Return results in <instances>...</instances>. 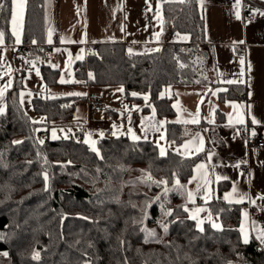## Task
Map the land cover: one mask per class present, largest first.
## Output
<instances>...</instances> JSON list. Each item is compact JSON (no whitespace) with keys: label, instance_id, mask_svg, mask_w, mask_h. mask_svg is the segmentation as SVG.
Returning <instances> with one entry per match:
<instances>
[{"label":"trees","instance_id":"trees-1","mask_svg":"<svg viewBox=\"0 0 264 264\" xmlns=\"http://www.w3.org/2000/svg\"><path fill=\"white\" fill-rule=\"evenodd\" d=\"M3 2L0 32L11 43L10 0ZM163 28L168 35L188 34L190 40L175 44L167 36L159 51L136 55L128 54L123 43L97 44L74 64L76 77L91 86H120L128 99L132 93L147 94V104L172 118L171 100H158L160 92L170 85L208 82L205 26L197 0L165 4ZM44 37L43 0H26L22 44L28 57L44 56ZM41 74L47 81L46 68L41 67ZM18 86L6 93V110L0 115V234L7 237L0 240V264H264V251L240 239L239 205L221 197L226 182L217 184L208 204L220 217V229L205 224L201 231L188 217L181 194L204 152L160 156L154 143L120 136L101 139L97 156L77 134L49 140L38 127L71 120L79 99H32L33 111L43 118L33 123L19 104ZM239 89L230 86L220 98L238 97ZM198 129L168 122L166 141L181 143ZM172 186L181 189L162 194ZM157 222L167 225L168 241L146 242L144 228Z\"/></svg>","mask_w":264,"mask_h":264},{"label":"crops","instance_id":"crops-1","mask_svg":"<svg viewBox=\"0 0 264 264\" xmlns=\"http://www.w3.org/2000/svg\"><path fill=\"white\" fill-rule=\"evenodd\" d=\"M180 2L43 0L45 37L41 53L44 56L30 58L22 44L26 0L18 10L19 18L15 26L19 43L13 35L10 0L12 42L7 43L3 39L0 43V89H4L0 107L5 112L6 93L18 84L17 96L21 108L24 111L23 105H26L30 111L31 107L33 114L31 101L34 98L79 99L74 103L71 120L51 124V130L57 137L77 134L82 142L95 140L97 147L101 139L123 136L131 141H150L157 149L161 147L166 153L172 151L182 157L204 152L181 194L188 217L196 227L199 219L203 221V226L209 224L212 227L215 222L221 228L219 215L213 214L208 204L216 197L217 184L226 182L228 186L221 197L227 204L239 205L237 228L241 241L244 243L243 237L247 236L249 242L264 251V243L257 237L258 232L264 231V145L259 155H254L248 145L249 138L253 137L264 142V14H261L264 13V0H197L205 26L204 48L207 53L203 56L206 55L204 58L208 64V82L165 87L157 99L171 100L174 115L170 119L158 113L154 104L146 103L144 96L148 97L147 94H130L128 99L124 90L120 91V86H91L75 75L74 64L83 62L88 49L97 44L123 43L128 54L136 55L160 49L167 36L172 43H188V34L175 32L168 35L163 28V6ZM157 5L160 8L159 19ZM16 48H20V53L15 52ZM129 49H132L131 53ZM41 67L47 69V81L42 78ZM229 80L234 83H227ZM233 85L239 86L242 94L221 99L220 94ZM91 93L102 95L106 111L91 110L87 102V95ZM253 118L256 124H253ZM34 121L39 124L43 118ZM157 121L166 122L160 131H155L153 127ZM168 122L195 125L199 129L181 143L168 144L165 137ZM129 128L140 139L133 140ZM161 134L164 139H161ZM48 137L49 132L46 133ZM86 145L89 147V144ZM189 192L192 193L191 198ZM241 195L244 197L242 201ZM199 212L202 216L197 218Z\"/></svg>","mask_w":264,"mask_h":264},{"label":"snow or ice","instance_id":"snow-or-ice-1","mask_svg":"<svg viewBox=\"0 0 264 264\" xmlns=\"http://www.w3.org/2000/svg\"><path fill=\"white\" fill-rule=\"evenodd\" d=\"M147 2H148V0H146V3ZM181 2H183V0H181ZM22 7H23V0H11V23L13 25V35L16 36V42L17 43L20 42V38H19V35H17L16 27L15 26H16L17 20L19 18V11L18 10L20 8H22ZM5 8H6L5 3L3 2V0H0V11H3ZM149 9H151V5L150 4H149ZM159 13H160V8H159V5H157V7H156L157 19H159ZM261 14H264V13H261ZM3 39H4V33L3 32H0V43H3ZM33 43H35V41H33ZM49 43H51V40L50 39H49ZM133 43H135V41ZM240 43H243V42L241 41ZM128 51L131 53L132 52V49H129ZM155 51H159V49H155ZM77 58H79V57H77ZM243 62H244L243 61V58H241V63L243 64ZM37 75H39V72H37ZM91 76H92V74L89 73V77L90 78H91ZM227 83L231 84V83H234V81L229 80V81H227ZM120 91H123V89L121 88ZM3 95H4V89H0V98H2ZM74 95H79V94H74ZM132 95L135 96L136 93H132ZM144 99L147 101L148 100V97L147 96H144ZM153 111H155V110L153 109ZM3 112H4L3 107H0V114H3ZM252 122H253V124H256L257 123V121L255 120V118H253V121ZM33 123H36V122L33 121ZM165 123H166L165 121H157L156 122V125L153 126L154 127V130L155 131H160V127L163 126ZM128 132L129 133H132V129L129 128L128 129ZM88 135L91 136V133H89ZM100 135L103 136V133L101 132ZM113 135H115V133H113ZM253 135H255V133H253ZM53 136L55 137V133H53ZM132 139L133 140H138V139H140V137H138L137 135H135L134 133H132ZM161 139H164L163 134H161ZM14 143L19 144V143H21V141H15ZM39 143L43 144L44 141L41 140V141H39ZM84 143L85 144H89V147L91 148V150L93 152H95L97 156H100V152L96 148V141L95 140H92L90 142L88 139H86L84 141ZM178 154H179V152H178ZM165 155H166V150L164 148H161L160 149V156H165ZM198 167H203V165H199ZM44 179L46 181L48 179V177H47L46 174L44 176ZM147 179L148 180H151L152 177L150 175H148L147 176ZM217 179H220V177H217ZM159 183H166V181H163L162 180ZM178 183L179 182L177 181V184ZM165 191L167 192V189H165ZM235 191H236V189L234 188L233 189V192L235 193ZM188 195L191 198L192 193L189 192ZM243 198H244L243 195H241L240 196V200L242 201ZM226 199H227V197H226ZM262 199H264V198H262ZM237 202H239V201H237ZM197 211H203V209H197ZM193 218H195V217H193ZM202 223H203V221L197 220V227L199 228ZM212 227L213 228H216V229H220V225L218 223H215V222L212 223ZM200 230L202 231L203 229L201 228ZM253 230H255V225L254 224H253ZM165 231H167V229H165ZM241 232L243 233V228L241 229ZM153 235H154V233H148V236L149 237H151ZM257 237L261 240L262 243H264V231L258 232L257 233ZM5 239H7V237H5L3 234H0V240H5ZM243 239H244V243L245 244H247L249 242L247 236H244ZM3 255L7 256V253H3ZM33 259H36V260L39 259V253L38 252H34L33 253Z\"/></svg>","mask_w":264,"mask_h":264},{"label":"rangeland","instance_id":"rangeland-1","mask_svg":"<svg viewBox=\"0 0 264 264\" xmlns=\"http://www.w3.org/2000/svg\"><path fill=\"white\" fill-rule=\"evenodd\" d=\"M206 75H207V72H206ZM207 77H208V75H207ZM27 108L28 107H26V105H23L24 112L27 115L31 113L28 116L30 117V119H32V121H34V120H40L41 121V117L40 116L37 117L35 114L32 113L31 107H30V111H28ZM51 129H52V127H48V128H46L44 126L38 127L39 131H44L46 133L49 132V136H50V138L48 137L49 140L68 139L70 137L69 135H61L60 137H57V136L54 137L53 136L54 132ZM160 149H161V147H159V149H158L159 154H160ZM2 179H3V177L0 174V193H1V190H2V181H3ZM179 187L172 186L169 190H167V192L163 190L162 194H165V193H168V192H171V191H179L181 189V188L179 189ZM182 199H181V201H182ZM165 215H166V212L163 211L162 212V218H164ZM196 216H197V218H199V217L202 216V213L199 212ZM201 226H203V225L201 224L199 228H201ZM165 229H167V225L164 224V223H161V222H157V224H155V225H152V224L146 225V227L144 228V239H145V241L146 242H155V243L167 242L168 241V237H167V231H165ZM148 233H154V235L149 237Z\"/></svg>","mask_w":264,"mask_h":264},{"label":"built area","instance_id":"built-area-1","mask_svg":"<svg viewBox=\"0 0 264 264\" xmlns=\"http://www.w3.org/2000/svg\"><path fill=\"white\" fill-rule=\"evenodd\" d=\"M249 20H252L251 17L248 18ZM16 53H20V48L15 49ZM87 102L91 107V110L94 112H104L106 111L107 107L105 105V100L100 94L91 93L87 95ZM41 138H45V136L42 134ZM248 145L250 148H252L254 155H259L260 148L264 145V142L262 139L253 137L249 138Z\"/></svg>","mask_w":264,"mask_h":264},{"label":"water","instance_id":"water-1","mask_svg":"<svg viewBox=\"0 0 264 264\" xmlns=\"http://www.w3.org/2000/svg\"><path fill=\"white\" fill-rule=\"evenodd\" d=\"M204 57H206V55L204 54Z\"/></svg>","mask_w":264,"mask_h":264}]
</instances>
